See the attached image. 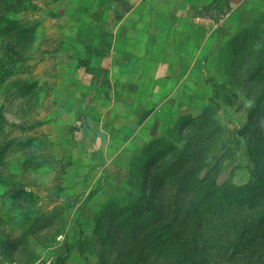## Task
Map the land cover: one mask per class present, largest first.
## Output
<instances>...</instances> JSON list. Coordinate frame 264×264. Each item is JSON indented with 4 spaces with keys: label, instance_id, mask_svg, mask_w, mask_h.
Wrapping results in <instances>:
<instances>
[{
    "label": "rangeland",
    "instance_id": "1",
    "mask_svg": "<svg viewBox=\"0 0 264 264\" xmlns=\"http://www.w3.org/2000/svg\"><path fill=\"white\" fill-rule=\"evenodd\" d=\"M73 3L0 0V264H264V3L131 124L74 114Z\"/></svg>",
    "mask_w": 264,
    "mask_h": 264
},
{
    "label": "crops",
    "instance_id": "2",
    "mask_svg": "<svg viewBox=\"0 0 264 264\" xmlns=\"http://www.w3.org/2000/svg\"><path fill=\"white\" fill-rule=\"evenodd\" d=\"M212 1L75 0L80 19L66 41L69 84L73 98L84 99L93 111L74 114L100 123H145L172 106L186 78L204 72V60L215 57L211 44L247 16L250 2L264 3L228 0L218 21L210 13L196 14Z\"/></svg>",
    "mask_w": 264,
    "mask_h": 264
},
{
    "label": "trees",
    "instance_id": "3",
    "mask_svg": "<svg viewBox=\"0 0 264 264\" xmlns=\"http://www.w3.org/2000/svg\"><path fill=\"white\" fill-rule=\"evenodd\" d=\"M216 2H218V0H213L210 4H208V5H204V6H202L201 8H197V9L195 10L196 14H198V15H206V14L208 13V11L214 7L213 5H214ZM224 12H225V11H222L223 14H224ZM256 182H257L261 187L264 188V180H262L261 178L257 177V178H256Z\"/></svg>",
    "mask_w": 264,
    "mask_h": 264
}]
</instances>
